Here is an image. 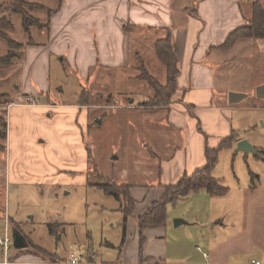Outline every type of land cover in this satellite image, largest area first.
<instances>
[{"label":"rangeland","instance_id":"rangeland-1","mask_svg":"<svg viewBox=\"0 0 264 264\" xmlns=\"http://www.w3.org/2000/svg\"><path fill=\"white\" fill-rule=\"evenodd\" d=\"M6 1L0 0V18L6 15L12 19L14 28L6 32L23 45L11 50L18 57L10 65H0V110L10 132L12 127L19 129L11 116L18 108L6 103L24 101L20 99L24 45L31 39L24 33L20 18L8 11ZM30 1L49 7L56 5L54 0ZM259 1L264 3V0ZM243 3L247 6L250 2L244 0ZM34 13L43 23L48 21L46 10ZM37 30L33 28L34 42L37 45L47 42V32L36 33ZM134 32L131 61L125 67L97 64L83 75L77 67L60 61L61 56L59 59L54 54L50 58L49 100L52 103L71 105L90 99L107 104L111 99L112 104L117 105L91 109V118L93 115L97 118L90 121L91 133L84 135L91 149L89 169L93 171L88 182L79 178L80 172L63 171L59 164L51 161L53 172L43 173L41 170L45 169L39 168L44 165L35 159V154L24 167L16 153L11 155L10 148L0 150V200L11 217L10 234L13 238L16 231L13 226L21 229L28 241L27 251L43 260H53L50 257L53 256L63 262L74 252L83 261L94 264L134 261L132 256L140 248L139 234L135 238L131 236L127 245H123L124 215L119 210L120 202L95 184L113 181L141 186L153 189L152 196H155V191L161 190L159 184L165 181L160 177V159L154 156V151L168 142L173 150L186 148L187 131L166 126L167 110L138 107L155 94L147 81L138 78L141 67L162 84L167 82V69L154 50L155 40L162 35L160 30L134 29ZM9 51V44L0 38V56ZM136 51H140L139 55ZM219 55V58L211 57L217 77L214 105L230 104V92L247 95L242 101L231 104L238 140L219 152L212 171L226 192L212 195L201 190L168 205V222L162 235L168 256L163 258V263L251 264L255 259L264 264V98L257 96V87L264 84V38L240 37L227 52ZM18 85L20 89L16 88ZM105 112L108 115L101 121ZM35 114L27 110L23 115L31 123L26 125L24 133L29 141L36 138L46 155L48 144L58 147L61 142L53 130L58 121L50 117L54 111L45 113L39 121ZM241 140H247L257 152L239 150ZM9 142L8 138V147ZM62 164L73 166L72 161L66 159ZM0 215V234L3 235L5 210ZM176 219L186 224L176 227ZM42 248L50 256L45 255ZM12 249L17 250L13 242Z\"/></svg>","mask_w":264,"mask_h":264},{"label":"crops","instance_id":"crops-1","mask_svg":"<svg viewBox=\"0 0 264 264\" xmlns=\"http://www.w3.org/2000/svg\"><path fill=\"white\" fill-rule=\"evenodd\" d=\"M243 2L244 0H63L59 10L49 18L50 28L36 31L47 32V42L40 45L34 42L24 46L26 49L23 54L20 93V99L24 101L6 103L8 106L14 104L13 108H18L16 114L11 116L14 126L19 129L12 127L10 132L7 131L10 147L7 146L6 140L5 150L10 148L12 156L16 153V156L22 159L24 167L35 154V159L44 165L39 168L45 169L41 170L43 173L53 172L54 168L49 165L51 161L59 164L63 171L80 172L79 178L88 182L93 171L89 169L91 149L87 146L84 135L91 133L93 125L90 121L97 118L96 115L91 118V109H108L117 105L112 104L111 99L107 104L91 102L90 99L87 105L82 104L83 102L71 105L52 103L49 100L48 76L51 56L55 54L59 59L61 56L60 61L77 67L83 75H87L89 69L97 64L110 68L125 67L129 65L132 57V40L136 35L134 29L151 32L160 30L162 35L159 38L165 36V29H170L180 69L178 89L165 104H139L138 107L167 110L168 114L164 118L166 126L181 129L182 132L187 131L184 141L186 148L173 150L168 142L154 151V156L160 159V177L165 181L159 184L161 190H156L155 196H152L151 188L131 185L136 206L133 216L128 218L126 241L123 244L127 245L131 236L135 238L139 234L136 218L153 202L162 198V185L176 184L185 174H192L205 166L206 148L217 147L234 131L237 132L232 123L231 103L216 106L212 102L217 77L211 57L219 58V54L227 52L216 47L222 45L235 29L250 23L252 1L248 0L250 3L247 6ZM261 4L264 6L263 2ZM193 10H196L197 14H194ZM125 25L131 27L130 31H126ZM139 53L140 51L135 52L136 55ZM21 87L18 85L16 88ZM29 98L34 99L36 103L26 104ZM27 110L36 113L37 121L43 119L45 113L55 112L50 117L58 121L53 130L57 132L61 142L57 144L58 147H54L52 143L48 144L46 155H43L36 138L29 141L28 135L24 133L26 125H31L23 118ZM107 115L106 112L103 113L101 121ZM64 159L72 161L73 166L62 164ZM3 204L1 199L0 213L5 210L6 224V219L11 221V217L7 215L6 205ZM1 219L0 215V223ZM165 227L146 230L143 252L141 253L139 248L132 256L134 261H126L124 264H167L162 262L163 258L168 256L162 243ZM25 239L27 241L26 237ZM24 250L19 253L18 249L15 251L10 248L6 257L0 244V264H3L6 258L15 264L56 263L54 260H43L26 248ZM44 251L46 250H42L45 255L50 256Z\"/></svg>","mask_w":264,"mask_h":264},{"label":"trees","instance_id":"trees-1","mask_svg":"<svg viewBox=\"0 0 264 264\" xmlns=\"http://www.w3.org/2000/svg\"><path fill=\"white\" fill-rule=\"evenodd\" d=\"M56 2L55 7H48L42 3H38L30 0H8L6 1V7L8 11L20 18L21 26L24 33L28 34L31 41L27 44H33V28L43 30L44 28H50L49 18L50 16L59 10L63 0H54ZM252 18L250 23L245 27L235 29L229 34L226 41L216 47L220 50H227L240 37L259 39L264 38V6L259 0L252 1ZM43 10L47 12L48 21L43 23L39 17L34 13L35 11ZM194 14H197L196 10H193ZM13 21L10 17L3 15L0 18V38L5 40L9 46L10 51L4 56H0V65H10L12 61L18 57L16 53L11 50L13 48L23 46L21 42L11 37L6 30H13ZM130 26L125 25L126 31H130ZM166 34L164 37L158 38L154 42V50L156 56L163 63L167 69V82L162 84L157 81L152 75L146 73L144 67H141V75L139 79L145 80L155 90V94L147 102L143 103L146 106H160L162 103L170 101L171 97L176 93L178 89V76L180 74L179 62L174 52L173 36L170 29H165ZM25 46V45H24ZM1 95H4L3 93ZM89 101H85L82 104H88ZM192 109L191 107H188ZM3 111L0 110V149L5 150L6 147L3 141L7 140V119L3 115ZM238 140L237 132L223 140L215 148H206L207 163L205 166L197 169L192 174H185L176 184L162 185L164 194L162 198L155 201L151 206L140 216L136 218V223L140 236V252H143L146 237L145 231L153 228L165 227L167 225V210L168 205L178 202L180 199L186 198L191 193H196L201 190H206L212 195H221L226 192V188L220 185L216 178L213 177L212 171L215 168L219 152L224 148L231 147ZM264 152V151H263ZM91 158V154L89 155ZM97 170V169H96ZM95 170V171H96ZM97 173V172H96ZM103 179V175L99 174ZM97 188L102 189L106 194L114 196L119 202V210L124 215L123 228L124 237L123 244L126 241L128 218L133 216L136 206V200L131 193L132 186L130 184H118L113 181H106L95 184ZM18 225V224H16ZM20 227V225H19ZM13 229L23 234L21 229L17 226H13ZM24 235V234H23ZM25 236V235H24ZM19 253H23L24 249H18ZM46 252V251H44ZM54 262L56 258H53Z\"/></svg>","mask_w":264,"mask_h":264},{"label":"water","instance_id":"water-1","mask_svg":"<svg viewBox=\"0 0 264 264\" xmlns=\"http://www.w3.org/2000/svg\"><path fill=\"white\" fill-rule=\"evenodd\" d=\"M254 1V0H249ZM247 95L244 93H238V92H230L229 94V102L231 104L238 103L242 101ZM257 96L260 98H264V84L257 87ZM238 149L239 150H245V151H253L257 152L256 147H254L251 143H249L247 140H241L238 143ZM181 224H186V221L182 219H176L175 220V226H180ZM13 245L16 249H24L27 247L28 243L25 239V236L21 234L19 231H14L13 234Z\"/></svg>","mask_w":264,"mask_h":264},{"label":"built area","instance_id":"built-area-1","mask_svg":"<svg viewBox=\"0 0 264 264\" xmlns=\"http://www.w3.org/2000/svg\"><path fill=\"white\" fill-rule=\"evenodd\" d=\"M25 103L35 104L36 102L34 99L29 98ZM0 244L2 245L5 255L7 257L8 251L10 250L11 245H12V238H11V234L9 230V219H6L4 235H0ZM3 264H15V263L9 261L6 258ZM51 264H94V263H91L89 261H83L76 253L72 252L68 260L63 261V262L51 263ZM251 264H261V263L256 260H252Z\"/></svg>","mask_w":264,"mask_h":264}]
</instances>
